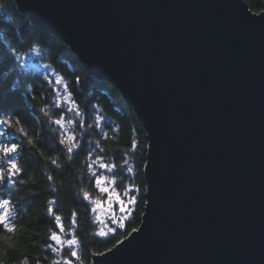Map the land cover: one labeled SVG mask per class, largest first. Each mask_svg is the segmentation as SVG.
<instances>
[{"label":"water","instance_id":"1","mask_svg":"<svg viewBox=\"0 0 264 264\" xmlns=\"http://www.w3.org/2000/svg\"><path fill=\"white\" fill-rule=\"evenodd\" d=\"M14 1L116 86L147 131L140 231L90 264H264V10Z\"/></svg>","mask_w":264,"mask_h":264},{"label":"trees","instance_id":"2","mask_svg":"<svg viewBox=\"0 0 264 264\" xmlns=\"http://www.w3.org/2000/svg\"><path fill=\"white\" fill-rule=\"evenodd\" d=\"M249 8L254 12L264 10V0H245ZM0 84H3L4 93L16 94L14 107L22 115H26L32 125V134H39L43 138L44 147L40 149L45 156L59 157L60 168L51 165L50 162L40 157L39 152L26 148L16 154L17 163L25 169L22 174L23 179L29 183L15 186L5 183L3 191L5 197H11L14 207L12 222L17 226L14 233H7L0 230V264H51L54 256L46 245L49 243L48 236L50 230H55L54 222L46 214V204L48 200H55L54 207L58 209L65 219L66 230L70 228L68 220L71 210H80L87 201L81 199V189L88 191L92 198L105 200L107 194H101L98 189L88 180L87 169L84 167V155L74 158V162L69 168L66 157L60 153L54 141V134L49 131L47 120L38 111H35L29 103V97L25 95L26 85L29 81L26 77L39 76L40 80L36 85H40L46 70L41 67L49 64L52 69L59 72L69 83L74 98L81 108L87 106L90 113H95L97 109H92V104L99 106V112L105 117L103 131L108 133L110 140H101L104 147L103 153L106 159L114 154L119 157L121 152L130 148L131 141L136 140L139 147L135 151L128 152L129 166L134 168V173L126 171L119 172L117 169V181L115 184L117 194L123 197V192L127 184L135 183L140 189V196L145 197L146 181L144 179V169L147 161L149 142L147 131L138 119L133 107L122 96L119 89L107 80L99 79L90 75L84 65L79 61L76 54L59 37L53 35L46 29L31 22L26 13L19 11L14 0H0ZM37 47L40 55H29V65L23 72L18 68H13L9 59L7 49L15 47L21 53L29 52L31 47ZM79 76L81 83L73 84L74 78ZM52 92L48 85H44L33 101L36 109L52 99ZM44 96L45 99H40ZM24 103L21 104L20 101ZM27 105V107H25ZM91 123V116L88 117ZM120 125L119 132L113 129ZM79 131V129H77ZM100 129H96L91 140L100 139ZM120 149L121 152L116 150ZM99 151V150H97ZM35 153V154H34ZM119 165L121 159H116ZM53 175L54 181H47L46 176ZM34 181V182H33ZM25 189L37 193L30 195ZM55 189V191H53ZM144 205H140L134 219L130 221L124 231H130L132 227H138L141 222ZM96 213L91 212V205L88 212L80 213V228L78 235L84 245L83 261L90 264L93 252H104L106 248H111V243L100 242L101 238L94 237L97 230ZM116 239H124L122 232H118ZM67 255V250L65 251Z\"/></svg>","mask_w":264,"mask_h":264},{"label":"snow or ice","instance_id":"3","mask_svg":"<svg viewBox=\"0 0 264 264\" xmlns=\"http://www.w3.org/2000/svg\"><path fill=\"white\" fill-rule=\"evenodd\" d=\"M5 7V5H0ZM259 15V14H257ZM11 60L13 68H18L22 72L30 67L28 59L30 54L40 55L39 48L33 46L29 52L21 53L19 49L12 47L7 49L6 53ZM3 55V53H0ZM46 70L43 80L40 85H36V81L40 80L39 76H28V83L24 85L25 95L29 97L31 107L42 114L47 120L49 131L54 134V141L61 154L66 157L67 166L70 168L75 157L84 155V167L87 169L88 180L99 190L101 194H107V207L105 208L99 198H92L88 191L81 189L82 201L88 203L79 211L71 210L68 223L70 228L66 230L65 219L62 215L57 214L58 209L54 207L55 200H48L46 204V214L54 222L55 230H50L48 236L49 243L46 245L48 250L54 256L59 257L53 259L51 264H84L83 247L80 236L77 234L80 228V213L88 212V206L91 205V212L97 213V209H102L105 219H102L98 214L96 222L98 223L97 230L93 233L94 237L101 238L102 243H112L111 248H106L105 252H93V256H105L106 252H112L117 249V245H122L124 240L133 236V233L140 231L137 227H132L130 231H124L130 221L134 219V213L137 212L140 205H146L148 200L140 196V189L135 183H129L124 189L123 198L117 194L116 181L117 169L119 172L133 174L134 168L129 166L128 152L135 151L139 145L136 140L131 141L130 148L127 151L121 152L117 157L115 154L106 159L104 147L101 145V140H110L107 132L103 131V121L105 117L100 114L99 106L92 104V109H97L95 113H90L87 106L81 108L78 101L74 98L73 92L68 81L57 71L51 68L49 64L41 65ZM81 83L79 76L74 78L73 84L78 86ZM48 85L52 92V99L48 103H44L36 109V105L32 103L37 99L40 89L44 85ZM16 94H5L3 84H0V230L7 233H14L16 225L12 222L14 215V203L11 197H5L3 186L5 183L16 185L17 183L24 185L29 183L22 177L25 169L17 163L16 154L26 148H31L39 152L40 157L47 159L51 165L60 168L59 157L45 156L43 138L36 134H32V125L26 115L14 107ZM40 99H45L40 96ZM24 103L23 100L20 101ZM27 107V105H25ZM91 116V123L88 122V117ZM79 129V131H77ZM96 129H100V139H89ZM120 125H117L114 132H119ZM99 150V151H97ZM35 154V153H34ZM121 159L118 165L115 160ZM53 175H47V181H54ZM34 182V181H33ZM30 195L37 193L31 192L30 189H25ZM55 191V189H53ZM116 206L118 212L113 210ZM141 216L144 213H140ZM122 232L124 240L116 239L117 233ZM67 250V255L65 251ZM26 264V261H25ZM39 264V261L37 262ZM98 264V261L94 262Z\"/></svg>","mask_w":264,"mask_h":264},{"label":"rangeland","instance_id":"4","mask_svg":"<svg viewBox=\"0 0 264 264\" xmlns=\"http://www.w3.org/2000/svg\"><path fill=\"white\" fill-rule=\"evenodd\" d=\"M122 198H123V197H122ZM101 202H102L103 206L106 208V207H107V197H106L105 200H103V201H101ZM113 210H115V211L118 212V209L116 208L115 205L113 206ZM98 214L101 216L102 219H105V216L103 215L102 209H100V208L97 209L96 216H97Z\"/></svg>","mask_w":264,"mask_h":264}]
</instances>
